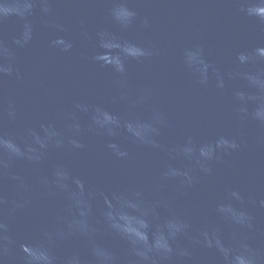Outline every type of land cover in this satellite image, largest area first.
Returning a JSON list of instances; mask_svg holds the SVG:
<instances>
[{"label":"water","instance_id":"1","mask_svg":"<svg viewBox=\"0 0 264 264\" xmlns=\"http://www.w3.org/2000/svg\"><path fill=\"white\" fill-rule=\"evenodd\" d=\"M0 264H264V0H152L0 155Z\"/></svg>","mask_w":264,"mask_h":264}]
</instances>
